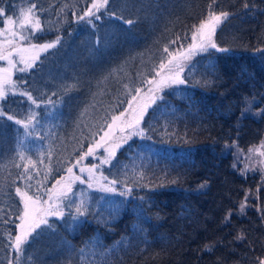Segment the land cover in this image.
Here are the masks:
<instances>
[{
  "label": "trees",
  "instance_id": "obj_1",
  "mask_svg": "<svg viewBox=\"0 0 264 264\" xmlns=\"http://www.w3.org/2000/svg\"><path fill=\"white\" fill-rule=\"evenodd\" d=\"M91 3L36 0L44 32L35 41H55L59 35L60 43L32 70L40 76L33 98L40 104L35 113L43 127L36 131L43 143L19 146L15 129L20 126L10 121L0 129V264H258L264 259V173L243 176L234 170V149L225 144L235 140L246 150L264 139V117L251 114L264 109V52L257 51L264 50V0H109L107 13L101 9L100 19H93L95 27L76 22ZM222 11L229 17L214 41L232 51L211 49L192 59L195 68L182 72L187 83L161 93L168 102L164 111L145 113L141 126L151 140L134 137L130 151L128 145L116 151L115 167L102 168L131 194L93 193L84 205L85 223L74 226L66 207L63 219L48 222L50 230L13 252L8 236L19 231L12 221L21 209L15 188L32 195L39 180L40 191L51 190L108 131L111 116L130 115L129 103L145 96L144 81L163 72L158 65L167 63L164 47L178 55L194 27L209 12ZM134 89H140L136 101ZM49 99L53 104L45 108ZM249 105L251 113L241 117ZM45 111L52 115L43 119ZM113 132L120 135L115 127ZM105 154L97 149L80 164L92 166ZM29 160L36 162L35 170ZM25 166L31 188L20 178ZM246 193L248 207L239 215ZM238 234L245 239L237 240Z\"/></svg>",
  "mask_w": 264,
  "mask_h": 264
},
{
  "label": "snow or ice",
  "instance_id": "obj_2",
  "mask_svg": "<svg viewBox=\"0 0 264 264\" xmlns=\"http://www.w3.org/2000/svg\"><path fill=\"white\" fill-rule=\"evenodd\" d=\"M3 3V0H0V4ZM109 0H92L91 6L88 7L82 15L77 17V22L85 21L87 25L91 27H95L93 24V19L99 20L100 16L97 13L101 12V9H104L107 13L108 10ZM245 9H248V4L245 3ZM4 7H0V24H6L7 26H15L17 21L13 19L12 16H8L7 20H4ZM115 17V14H112ZM229 13L228 12H209L208 17L206 20L202 21L198 27H194V31L191 35V43L187 45V48L184 51H179V54L169 53L167 46L164 47L163 53L167 59V64L161 62L158 67L159 69L163 70V73H156V75L151 80H145L144 83L147 86V93L145 97H141V101L137 103V107L133 108V105L129 103V109H132V118L130 120L122 119L125 116V112H121L119 116H111V123H106V127L108 131H104L103 135H100L99 140H95L94 143L87 148V151L83 152L78 160L71 166L67 168V173L69 174L68 183L64 185L63 190L57 192L55 195L51 192V190H45L43 193L40 191L42 185L39 180L36 181L35 189L33 190V194L29 195L28 191H22L20 187L15 188V192L18 194L20 201L22 202V209H20L16 220H13L12 223L16 224L18 228V233L13 237L11 234L8 236L9 247L12 249L13 252L19 254L22 250V246L28 243L29 237L33 240L37 239L42 232L48 231L51 229V225L48 223V217H58L63 219L65 216L64 201L67 200V209L69 213V220L72 222L74 226L80 225L85 223L86 220H82L81 217L87 214V209L84 208L83 201L80 204L75 205V211L73 214L72 205L75 204L74 200H71L69 197V193L72 192V182L79 181L80 183H88L89 187L92 186L91 181L95 178V172L100 171V169L104 165H112V161L116 156V150L120 149L123 145H128V150L130 151L132 145L128 142L133 140V137L140 138V139H147L151 140V136L147 134V131L144 127L141 126V122L144 119V115L149 108L153 109V113L163 112L165 107L168 105V102L165 101L164 96L161 95L164 89L170 88L173 85H182L186 84L187 81L182 79L180 73L184 71L185 67H189V70L195 68V64H191L192 58L199 54V53H207L209 49H214L220 53H227L232 51L229 48L219 47L213 40V36L215 34L217 26H219L224 20L228 19ZM123 21V17H115ZM19 30L13 31L12 27H6L0 29V33L5 31L9 32L13 39L18 38L19 41H28V47L22 46H12L11 51L5 54L4 52L0 51V60L7 61L9 66L8 68H0V100H3L7 95L8 92L5 89H9L13 95L16 94L15 89L17 87L16 82H14L12 77V71L15 69L20 73L28 72L30 69L34 68L35 62L39 60L41 52H47L49 49L55 48L57 44L60 43V36L57 35L55 41L45 43L42 45H34L31 44L30 41L33 38H36V33L44 32V28L41 25L39 15L37 14V7L35 3H31L30 7L26 9H21L19 12ZM124 23L131 25L133 23L132 20L123 21ZM21 32H26L28 35L21 34ZM9 45H13V40L6 39L4 41ZM179 42V37L177 40L170 41L171 44H176ZM183 47V45H181ZM257 51H262V49H257ZM33 53L32 55H26V53ZM13 54L19 57V60H13ZM19 63V67L17 64ZM210 69L215 70V65L210 64L208 66ZM158 77V78H157ZM198 83V82H197ZM25 86L27 85V81L24 82ZM127 87V86H125ZM136 95L132 96V100L136 101L137 96L140 93V89H134ZM21 95L27 97L28 100L32 102L37 108L40 107V104L37 103V100L32 97L31 92H23ZM161 101L160 104H157V101ZM53 102L49 99L46 104L45 108L48 105H52ZM155 106V107H153ZM127 111V109L125 110ZM251 113V107L249 105L244 111L241 112V117H244L246 114ZM254 117H264V109H261L257 113H251ZM52 114L48 111H45V115L43 119L49 118ZM38 114L33 113L27 117V120H16L12 116H8L6 113L0 109V117H3L7 121L13 123V125H19V128H16L15 131L17 133L16 141L19 146H24L26 143H34V144H42L45 137L40 136V134L36 131L37 128L43 127L41 120L37 119ZM117 121L120 122V125H117ZM4 127L3 121L0 120V129ZM114 127L119 131L120 135L116 136L113 132ZM152 126L149 125V128ZM22 130V131H21ZM125 133H127L125 135ZM108 145V147H106ZM105 149V155L100 158L99 166L93 164L90 168L80 167L79 172L81 175H75L73 173V168L81 163L82 160L89 156L95 157L97 149ZM226 149H235L236 156L235 161L233 163L232 168L237 170V163L241 160L245 159V155L243 150L239 147L235 140L232 143L225 144ZM261 148H264V141H261ZM259 153L261 156H264V152L260 151V148H249L248 150V158L252 155ZM18 155L21 159H24L23 153L18 152ZM30 163L33 165V170H35V163L34 161L29 160ZM42 162V161H41ZM119 164V161H117ZM261 164L264 165V160L261 161ZM241 175H245L248 171V165L245 164L242 169H239ZM85 172L87 176L85 177ZM26 183L24 185L25 188H31V185L27 182L32 179V175L29 172L27 166H25L24 172L21 174ZM64 177H61L60 180L56 181V184L59 185L64 180ZM100 180L107 181L110 187L101 184V188L105 191H112L115 192L116 188L115 185L117 183H124L123 181L117 180H108L107 177L101 176ZM140 186V185H138ZM207 187L206 182L201 183L199 185V189L203 190ZM258 191V190H257ZM131 189L125 186L124 192L121 195H130ZM47 196L46 201H42V196ZM138 200L144 201V197H137ZM248 194L245 195L244 202H241L238 209V214L243 215L245 213L247 205ZM60 201V203H50L51 201ZM146 202V201H145ZM45 205V206H42ZM138 211L141 214H144V207L143 204L137 206ZM3 211V209H0ZM233 213L229 211L224 217V224H229L231 222V216ZM144 219H150L147 215H144ZM7 223L8 221H3ZM43 226V227H42ZM40 231H37V230ZM35 234V235H33ZM237 240L245 239L243 234H238L236 236ZM205 251H212V248L209 245H205ZM8 264H13V261H9ZM258 264H264V259H258Z\"/></svg>",
  "mask_w": 264,
  "mask_h": 264
},
{
  "label": "rangeland",
  "instance_id": "obj_3",
  "mask_svg": "<svg viewBox=\"0 0 264 264\" xmlns=\"http://www.w3.org/2000/svg\"><path fill=\"white\" fill-rule=\"evenodd\" d=\"M31 3H35L36 4V0H13L12 2L11 1H7V2H4L3 4H1L0 7H4V9H5V13H4V17H3L4 20L6 21L8 16H12L13 19L17 21V23H16L15 26H7L6 24H0V29L6 28V27H12L13 31L19 30V22H18L19 12H20L21 9H26L27 7H30ZM36 7H37V4H36ZM37 14L39 15L41 25L44 28V25L42 24L41 16H40V13H39L38 9H37ZM76 22H77V19H76ZM79 25H81V24H78L77 26H79ZM219 26H217L216 31L218 30ZM54 27H56V26L54 25ZM216 31H215V33H216ZM38 33L39 32L36 33V36L38 35ZM21 34L28 35V33H26V32H21ZM214 36H215V34H214ZM214 36H213V40H214ZM6 39L13 40V45H9V44L5 43L4 41ZM52 41H54V40H44V41H40V42L37 43L35 41V38H33V39H31L30 43L39 46V45H42V44H45V43H49V42H52ZM191 42L192 41H191V36H190L189 41L182 47V49L180 51H184V49L187 48V45L189 43H191ZM28 43H29L28 41L21 42V41H19L18 38L13 39L11 34L9 32H7V31H5L3 33H0V51L4 52L5 54H7V52L11 51L12 46L18 45V46H22V47L26 48V47H28ZM52 50H54V48L49 49L47 52H41L40 53V58H39V60H37L35 62L34 68L30 69L28 72L20 73L19 71H16L15 69L12 71L11 79L14 82H16V84H17V87L15 89L16 94L13 95L12 92L9 89H5L8 92V95L3 100H0V109H2L3 112L6 113L8 116H12L16 120H25V119H27V117L29 115H31V114L36 112V109H35L36 106H32L31 101L28 100L27 97L21 95V93L26 92V91L27 92H31V95L33 97V90H34L33 86L36 85L35 83L38 82L37 79L39 80L40 76H37L36 73L33 74L32 70H34V71L37 70L36 68L40 64H42V60H43L44 56L46 54H48L49 52H52ZM209 50H211V49H209ZM32 54L33 53H31V52L26 53V55H32ZM178 54H179V52H178ZM200 54H203V53H199V54L195 55L192 59L197 58V56H199ZM12 59L18 61L19 57L17 55L13 54ZM165 64H167V63H165ZM19 66L20 65L18 63L17 67H19ZM8 67H10V66H9L7 61L0 60V68H8ZM187 68L188 67H185L184 70L187 69ZM180 76L182 78V73H180ZM25 81H27V85L26 86L24 84ZM146 93H147V91H145L144 94L146 95ZM143 96L144 95H142L141 97H143ZM13 97H14V100H12ZM140 101H138V102H140ZM138 102H134L133 103L134 104L133 108L137 107V103ZM27 103H29L30 105H28ZM131 118H132V109H131L130 115L125 116V118H122V119L130 120ZM0 120L3 121L4 125L6 124V122H9L6 119H4L3 117H0ZM15 133H16V131H15ZM126 134L127 133H125V135ZM262 141H264V139ZM252 147L260 148V151L264 152V148H261V142L259 144L255 145V146H252ZM252 147H250V148H252ZM242 150H243V153L245 155V159H243L239 163H237V169L238 170L242 169L244 167V165L247 164L248 168H249V171L245 174V176H247L249 174H252V173H264V165L261 164V161L264 160V156H261L259 153H256L255 155H252L250 158H248V150L249 149H246V150L242 149ZM235 156H236V152H235V149H234V160H235ZM234 163H236V161ZM95 164L99 166V163L95 162ZM80 167L90 168L92 166H90V165H86L85 166L84 164H79L76 168H73V173L75 175H81V173L79 172V168ZM102 168L100 169V171H96L95 172V178L91 181V184H92L91 187H89L88 183H83L82 184L79 181L72 182V185H71L72 186V192L69 193V197H70L71 200L75 201V204L72 205V208L74 210H75V205L76 204H80L81 201H83V205H85L86 203H89L91 201V197H92L91 195L93 193H98L100 195V197L103 198V197H106V196H109V195L110 196H112V195H121V193L124 192L125 188L124 187H120L117 184L115 185V188H116L115 192L105 191V190H103L101 188V186H100L101 184H104L107 187L111 186V185L107 184V181L99 179L101 176L106 177L101 172ZM84 175L86 177L87 173L85 172ZM63 177L65 179L61 182V184L57 185L56 182L53 184L52 189H51V192L53 193V195H55L57 192L63 190L64 185L69 182L68 181L69 174L67 172H66V174ZM21 190L22 191H27L26 189H21ZM41 192L43 193L44 191H41ZM28 193H29V191H28ZM17 196H18V194H17ZM18 199L20 201L19 196H18ZM47 199H48L47 196H42V201H46ZM50 203H60V201H55L54 200V201H51ZM67 204H68V201L65 200L64 204L62 206L64 208H66ZM42 206H45V205L42 204ZM20 207L22 209V202L21 201H20ZM54 219H58V217H48V222L50 223Z\"/></svg>",
  "mask_w": 264,
  "mask_h": 264
},
{
  "label": "bare ground",
  "instance_id": "obj_4",
  "mask_svg": "<svg viewBox=\"0 0 264 264\" xmlns=\"http://www.w3.org/2000/svg\"><path fill=\"white\" fill-rule=\"evenodd\" d=\"M238 170V169H237ZM244 176V175H243Z\"/></svg>",
  "mask_w": 264,
  "mask_h": 264
}]
</instances>
